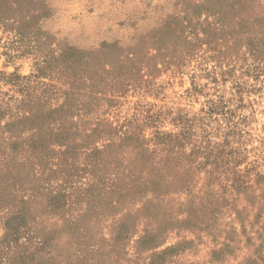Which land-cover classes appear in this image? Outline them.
Masks as SVG:
<instances>
[{
  "label": "rangeland",
  "instance_id": "1",
  "mask_svg": "<svg viewBox=\"0 0 264 264\" xmlns=\"http://www.w3.org/2000/svg\"><path fill=\"white\" fill-rule=\"evenodd\" d=\"M0 264H264V0H0Z\"/></svg>",
  "mask_w": 264,
  "mask_h": 264
}]
</instances>
